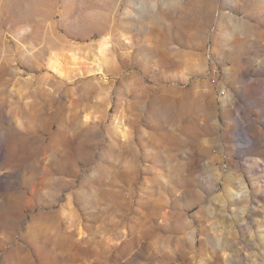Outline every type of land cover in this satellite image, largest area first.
<instances>
[{
	"label": "rangeland",
	"instance_id": "obj_1",
	"mask_svg": "<svg viewBox=\"0 0 264 264\" xmlns=\"http://www.w3.org/2000/svg\"><path fill=\"white\" fill-rule=\"evenodd\" d=\"M129 2L105 27V0H0V264H102L97 248L104 264H188L183 219L200 185L212 187L201 190L204 212L194 221L198 262L251 264L236 254L240 245L261 264L264 0L221 3L211 21L205 7L217 0ZM139 19L162 33L137 31ZM106 35L98 71L70 62L71 50L88 59ZM205 50L207 65L190 55ZM114 61L123 74L104 121L101 81L112 82ZM142 100L146 108L129 130L128 109ZM189 113L208 117L209 141L224 157L219 181L214 163L199 181L181 168L190 159ZM69 178L76 193L65 209L64 192H55Z\"/></svg>",
	"mask_w": 264,
	"mask_h": 264
},
{
	"label": "clouds",
	"instance_id": "obj_2",
	"mask_svg": "<svg viewBox=\"0 0 264 264\" xmlns=\"http://www.w3.org/2000/svg\"><path fill=\"white\" fill-rule=\"evenodd\" d=\"M221 3H223L225 6H227L228 3H230V0H217L216 3L212 5H208L205 7V15L207 16L208 20L211 21L214 19L213 14L217 12V9L220 7ZM105 8L107 10L108 16L106 17L105 27L109 26L111 24V20L114 16H116L121 9H129L131 7L129 0H105ZM161 23H166L165 21H161ZM139 30L144 29H150L155 30L158 33H162V28L158 24H153L149 21H145L143 19L138 20ZM105 28H101V31H104ZM133 35H135V32H133ZM169 39H173V34L169 33ZM160 37L158 36V39ZM128 43H131L129 40ZM171 47L175 48L176 45L173 44ZM187 53L184 52H178V55L183 56ZM194 59H196L198 62L203 63L204 65H207L209 56L207 51H193L190 54ZM112 69L114 70V77L111 83H109L108 80H102L101 83L104 85H107V88L105 89L103 95H104V107L101 109V117L104 121H107L108 116V109L112 107V100H113V93L115 91V81L119 78V76L122 73L121 65L118 61H114L112 64ZM147 105V100H142L139 104L130 106L128 111L131 113L130 116L126 117V119L131 121V124L129 125V130L134 128L140 120L141 115L143 114L145 108ZM119 107V105H118ZM134 109H138L139 111H136ZM123 111L122 109L120 110ZM13 113V109L9 110V116H11ZM208 117H202L198 116L192 113H189V132L192 134V139L188 142L190 144V151L186 149V152H188V155L190 156V159H188L184 164L181 165L182 170L184 171L186 176H189L194 181H199L200 179L204 178L206 166L209 164H215L217 166L214 175L215 178L219 181L221 177V172L224 170V157L222 154L216 152V147L213 142L209 141V137L213 135V132L210 128L206 126V120ZM73 122H70V124ZM141 131L143 132V135L147 137L150 140H153L155 142V137H152L149 135L147 131H145L141 127ZM199 133V134H197ZM68 138L70 140H75V137L71 134V132H68ZM126 139L128 140H134V137L130 134L129 137ZM132 152L136 155H138V149L135 148V145H132ZM171 159V157L169 158ZM203 161V163H201ZM179 179V177H177ZM237 181H241L242 177L237 176ZM75 178H69L65 181L64 187H62L61 190H58L55 192V196L59 197L61 195V192H64L65 197V203L63 205V208L65 209H71L73 208L72 199L73 196L76 193L75 189ZM165 184H168V181H165ZM212 185H208L207 189L204 188V186L200 185L198 190L196 192V196L199 197L198 200H196L190 207L186 209L188 213H190V216L185 215L183 219V225L187 228L188 231V244L189 248L187 249V262L188 264H204V261H199L196 258L197 249L195 247L196 244V234H197V227L195 225V219L197 217L201 216V213L204 212L203 208V201L204 196L201 195V190H209L211 189ZM66 189V190H65ZM172 191L174 192L176 197H181L183 195V189L177 190L176 188H173ZM41 195L45 198L50 197V192L47 187H45ZM160 196L163 198V203L168 202V197L165 195L163 191H161ZM213 199L219 200V197H213ZM222 206V202H221ZM193 208H195V211H193ZM210 226V223H209ZM70 231L72 229H69ZM215 236L219 237L220 233H214ZM126 236V232L121 233V239L117 241L116 246L119 247L120 243H123V237ZM84 238V235L81 233L76 237L74 240V243L79 244L80 240ZM231 239L233 243L236 242V233L233 231L231 232ZM150 243H152L150 241ZM81 247H87V245H81ZM180 246L177 245L176 248H166L164 251L168 252L169 254L175 253L180 251ZM98 255L96 257L97 260H101L102 264H104L103 259V253L100 248L96 249ZM235 252L237 255L243 254L244 257H246L251 264H257V257L255 253H252L249 255V253L244 250V248L240 245H238L235 249ZM205 261H208L211 259V256L206 255ZM221 259L224 260L226 257L224 256V253L221 252ZM261 264H264V260L261 261Z\"/></svg>",
	"mask_w": 264,
	"mask_h": 264
},
{
	"label": "bare ground",
	"instance_id": "obj_3",
	"mask_svg": "<svg viewBox=\"0 0 264 264\" xmlns=\"http://www.w3.org/2000/svg\"><path fill=\"white\" fill-rule=\"evenodd\" d=\"M109 40V35L107 36H104L102 37V39L98 42L97 44V47H96V53H93L89 56H87L88 59H83V58H80L78 56L80 55H77V50H71L70 53H69V56L71 57L70 58V62L77 66L78 63H85V66H86V72H96L100 69V60L101 58L104 56L105 54V50H106V47L108 45V41ZM85 53V52H84ZM86 55V54H85ZM58 58V57H57ZM57 59L54 57V54L51 55V57L49 58V67H51L53 70H57ZM103 60V59H102ZM70 65V64H69ZM80 68V67H79ZM85 119L87 120V117H85Z\"/></svg>",
	"mask_w": 264,
	"mask_h": 264
}]
</instances>
